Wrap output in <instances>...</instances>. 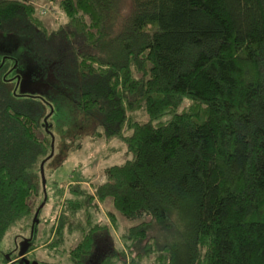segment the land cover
Masks as SVG:
<instances>
[{"label":"trees","instance_id":"obj_1","mask_svg":"<svg viewBox=\"0 0 264 264\" xmlns=\"http://www.w3.org/2000/svg\"><path fill=\"white\" fill-rule=\"evenodd\" d=\"M37 3L58 11L57 29ZM5 35L96 121L94 139L122 140L130 156L105 168L93 197L72 186L67 212L92 216L94 198L111 199L139 221L121 237L128 264H264V0H0ZM9 74L1 63L0 246L21 221L34 236L54 140L44 102L18 95ZM96 236L71 252L75 264Z\"/></svg>","mask_w":264,"mask_h":264},{"label":"rangeland","instance_id":"obj_2","mask_svg":"<svg viewBox=\"0 0 264 264\" xmlns=\"http://www.w3.org/2000/svg\"><path fill=\"white\" fill-rule=\"evenodd\" d=\"M36 7L43 12L46 28L50 31L57 29L55 22L60 18L58 11H52L41 3H37ZM1 63L4 72L12 73V76L9 74L10 79L19 76L13 81L18 95L39 98L44 102L43 117L48 116L45 131L48 130L54 140L51 157L45 165L48 201L42 195L31 202L33 213L40 204H44L35 234L33 236L34 227L29 222L17 223L6 234L0 246V256L8 257V260L16 258L10 264H75L71 252L84 243L85 234L95 233L94 253L86 264L132 262L121 237L139 221L129 223L115 211L111 199L101 203L94 198L95 202L89 208L92 216L86 211L72 215L64 205L72 186L85 188L93 197L94 186L104 183L105 168L122 164L130 158L126 155L122 140L105 142L93 138L96 121L78 112L71 92L55 76H44L47 69H40L34 62L27 42L17 41L15 36L10 35L0 37ZM13 67L15 70L12 71ZM128 118L141 123L148 120L145 114L139 113ZM39 137L44 139L42 131ZM56 240L58 243H55ZM120 247L125 250L127 262L121 255ZM141 264L155 262L150 259L143 260Z\"/></svg>","mask_w":264,"mask_h":264},{"label":"water","instance_id":"obj_3","mask_svg":"<svg viewBox=\"0 0 264 264\" xmlns=\"http://www.w3.org/2000/svg\"><path fill=\"white\" fill-rule=\"evenodd\" d=\"M42 177H43V179H44L43 170H42ZM43 186L45 187V179L43 180ZM7 260H8V257H7Z\"/></svg>","mask_w":264,"mask_h":264}]
</instances>
